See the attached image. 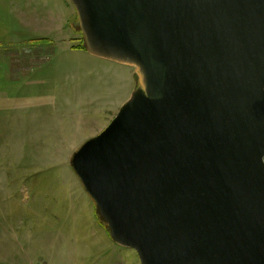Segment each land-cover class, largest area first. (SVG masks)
<instances>
[{"label": "water", "instance_id": "1", "mask_svg": "<svg viewBox=\"0 0 264 264\" xmlns=\"http://www.w3.org/2000/svg\"><path fill=\"white\" fill-rule=\"evenodd\" d=\"M137 86L71 166L140 264H264V0H70Z\"/></svg>", "mask_w": 264, "mask_h": 264}, {"label": "rangeland", "instance_id": "2", "mask_svg": "<svg viewBox=\"0 0 264 264\" xmlns=\"http://www.w3.org/2000/svg\"><path fill=\"white\" fill-rule=\"evenodd\" d=\"M68 20L66 27L58 24V29L52 30L51 45L35 46L52 50L46 60V70L52 75L51 87H47V99H52V109L46 108L47 112L44 110L48 113L46 123L36 128L32 126L31 132L26 127L19 134L23 138L19 142L2 143L4 156L0 158V215H8V221L15 220L9 224L16 225V211L23 209L22 206H16L19 197L15 188L19 178H28L25 185L29 187L30 202H27L26 207L29 211L44 209L43 198L45 194L48 195V190H44V184H41L44 180L55 183L62 179L70 185L71 190L68 192L73 198L80 197L82 193L88 197L71 166L73 154L110 124L137 86L133 67L95 57L86 49H76L81 43L82 34L70 0ZM25 167L31 171L35 169L37 173L16 174V169L23 170ZM44 168L50 170L38 173ZM4 170L9 173L2 174ZM49 197L54 201L57 199L51 194ZM52 213L57 214L55 208ZM60 234L59 230L52 229L47 239H40L37 249L33 246L39 264H44L46 259L50 264H140L135 250L121 246L112 238V252L110 250L108 253L109 245H106L99 251L88 253L82 249V241L74 238V235ZM7 241L8 245L16 246L13 238L9 237ZM129 251L133 253L134 261L128 255ZM107 258H112L111 263L106 262Z\"/></svg>", "mask_w": 264, "mask_h": 264}, {"label": "crops", "instance_id": "3", "mask_svg": "<svg viewBox=\"0 0 264 264\" xmlns=\"http://www.w3.org/2000/svg\"><path fill=\"white\" fill-rule=\"evenodd\" d=\"M68 18L69 0H0V158L4 156L2 143L19 142L23 139L19 134L26 127L31 132L32 126L36 128L46 123V108L52 109V99H47L52 75L46 70V60L52 50L35 46L51 45L52 30L58 29V24L66 27ZM46 169H40L38 173L50 170ZM7 172L4 170L2 174ZM22 173L37 172L27 167L16 169V174ZM27 180L26 177L19 178L14 187L19 197L16 206L23 207L22 211H16V225L9 224L15 220L8 221V215H0V264H39L33 246L37 249L40 239H47L52 229L59 230L61 236L74 235L82 241L81 247L88 253L99 251L106 245H109L108 253L112 252L111 236L102 225L88 194V197L82 193L73 198L68 192L70 185L62 179L56 182L52 179L55 183L43 179V189L48 190V195L43 198L44 209L29 211L26 208L30 202L29 187L25 185ZM50 194L57 199H49ZM53 207L57 214L52 213ZM9 237L16 241L18 248L7 244ZM132 254L129 251L128 255L134 261ZM46 260L44 264H50ZM111 261L112 258L106 259L107 263Z\"/></svg>", "mask_w": 264, "mask_h": 264}, {"label": "trees", "instance_id": "4", "mask_svg": "<svg viewBox=\"0 0 264 264\" xmlns=\"http://www.w3.org/2000/svg\"><path fill=\"white\" fill-rule=\"evenodd\" d=\"M77 20H78V18H77ZM79 31H80V29H79ZM81 32V31H80ZM82 34V33H81ZM76 49H85V47H84V45H83V40L81 39V43H80V45H78L77 47H76ZM98 214V213H97ZM98 217H99V219H100V221H101V223H102V225H104L105 227H106V224L104 223V221L101 219V217L98 215ZM107 229V228H106Z\"/></svg>", "mask_w": 264, "mask_h": 264}]
</instances>
